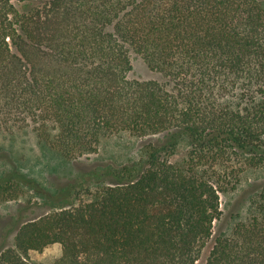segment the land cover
Returning <instances> with one entry per match:
<instances>
[{"label":"trees","instance_id":"obj_1","mask_svg":"<svg viewBox=\"0 0 264 264\" xmlns=\"http://www.w3.org/2000/svg\"><path fill=\"white\" fill-rule=\"evenodd\" d=\"M133 53L167 81L129 78ZM29 126L66 159L157 140L91 199L20 225L0 264L54 243L57 264H197L211 239L202 264H264V187L214 234L221 193L264 167L262 0H0V132ZM25 193L0 179V202Z\"/></svg>","mask_w":264,"mask_h":264},{"label":"rangeland","instance_id":"obj_2","mask_svg":"<svg viewBox=\"0 0 264 264\" xmlns=\"http://www.w3.org/2000/svg\"><path fill=\"white\" fill-rule=\"evenodd\" d=\"M131 62L129 78L167 81L141 55L133 53ZM155 140L156 136L137 137L123 132L102 138L94 152L66 159L41 141L33 126L14 133L0 132V179H18L26 190L18 200L0 202V254L2 247L14 244L17 230L24 222L91 199L98 188L115 179L111 173L114 169L143 160L145 145ZM188 148V143L183 142L170 159L181 162ZM263 187L264 167L247 170L235 190L222 192V214L215 221L214 234H230L239 221L248 219ZM213 245L211 239L197 264L204 262ZM61 257L62 246L54 243L43 251H31L29 258L32 264H57Z\"/></svg>","mask_w":264,"mask_h":264}]
</instances>
